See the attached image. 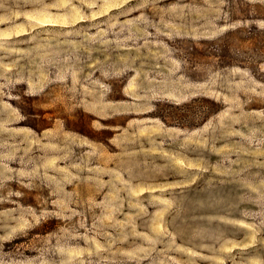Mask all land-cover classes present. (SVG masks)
I'll list each match as a JSON object with an SVG mask.
<instances>
[{"label":"rangeland","instance_id":"374dc122","mask_svg":"<svg viewBox=\"0 0 264 264\" xmlns=\"http://www.w3.org/2000/svg\"><path fill=\"white\" fill-rule=\"evenodd\" d=\"M0 264H264V0H0Z\"/></svg>","mask_w":264,"mask_h":264}]
</instances>
